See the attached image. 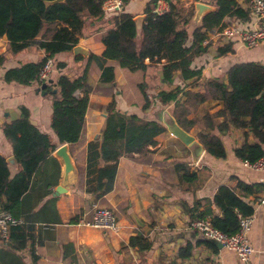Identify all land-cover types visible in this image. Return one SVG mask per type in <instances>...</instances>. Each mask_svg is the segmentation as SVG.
Listing matches in <instances>:
<instances>
[{
	"label": "crops",
	"instance_id": "obj_1",
	"mask_svg": "<svg viewBox=\"0 0 264 264\" xmlns=\"http://www.w3.org/2000/svg\"><path fill=\"white\" fill-rule=\"evenodd\" d=\"M148 1L129 0L122 9L134 16L141 14L144 17L143 11ZM161 1L168 8L167 0ZM177 1L182 8L191 5L194 8L195 1L216 7V0ZM238 1L243 6L248 5L247 0ZM116 13L104 11L100 18H85L76 44L85 48L86 53H74L73 50L54 53L50 57L52 66L48 77L43 81L46 82L44 93L39 89L42 83L39 80L23 84L3 78L7 68L42 58L44 49L30 44L18 52H12L7 38L0 37V54L5 56L0 65V154L8 161L11 174L16 173L19 166L14 161L12 144L3 132L4 123L17 118L20 107L25 106L30 121L48 135L56 148L63 144L50 125L52 99L54 95L59 96L56 84L58 76L64 74L76 78L87 67V84L90 87L82 135L78 142L67 143L77 169L76 175L71 178L73 184L65 192L52 195L62 175V167L52 150L33 172L22 202L19 201L13 210L15 217L22 220V228L28 236L25 245L16 250L12 247L14 242L0 237V264H264V169L250 166L235 155L234 148L246 138L240 128L231 126L223 133L219 132L227 148L226 157H215L203 149L197 160L192 159L187 146L166 129L157 134L154 143L148 144L143 151L119 158L110 192L95 198V193L86 191L87 145L90 141H101L108 115L107 106L112 100L115 101V108L126 114L134 113L142 119L157 120L158 110L152 109L153 103L142 109L143 97L138 84H143L149 99H154L156 104H159L156 99L159 91L179 85L182 90L178 98L170 102L177 107L174 118L198 119L207 111L216 112L224 103L222 92L207 81L219 79L227 82L228 70L236 62L254 60L264 64V41L255 47H248L239 39H225L216 28L210 32L205 43L208 51L193 59L192 65L202 69L199 77L183 81L176 72L171 82H165L161 79L160 62H150L146 58L144 71H131L115 60H107V64L114 68V80L103 82L99 65L89 60V55H101L104 48L101 36L113 26L111 17ZM253 20V15L247 21L227 16L224 25L250 26ZM185 26L190 29L191 20ZM44 31L45 27L37 39ZM229 43L233 51L218 55L217 48ZM49 88L56 91L52 92ZM75 93L82 95L81 90ZM201 129L203 127L200 125ZM189 133L196 137L192 128ZM248 139L250 142L255 140L252 134ZM100 164H104V161L100 160ZM178 165L183 167L181 173L193 172L195 178L182 180L176 170ZM237 179L262 185L259 190L244 195V199L254 206L249 231L253 254L247 262L241 261L234 251L224 247L216 246L213 249L197 245L202 238L190 227L192 218L182 206V203L191 206L195 200H199L201 210L214 197L220 185L236 187ZM242 193L239 192L240 195ZM100 204L112 208L117 230L79 224L81 219H90L91 210ZM212 207L214 213H220L217 206ZM135 217L150 227L148 235H145L144 228ZM137 233L147 237L151 243L150 249L138 251L128 246L129 238ZM187 243L193 246L191 255L179 258V248Z\"/></svg>",
	"mask_w": 264,
	"mask_h": 264
},
{
	"label": "trees",
	"instance_id": "obj_2",
	"mask_svg": "<svg viewBox=\"0 0 264 264\" xmlns=\"http://www.w3.org/2000/svg\"><path fill=\"white\" fill-rule=\"evenodd\" d=\"M123 6L129 0H122ZM103 0H0V37L6 35L9 48L18 52L30 44L44 49L45 55L37 61L26 62L17 67L7 68L3 78L28 84L39 80V72L46 59L60 51H70L78 42L86 17L100 18L104 11ZM157 0H149L144 7V17L140 27L136 26L134 15L120 10L112 15L113 26L101 36L104 45L101 55L90 54L100 67V79L103 82L114 80V68L107 60H115L128 70L144 71L150 62L161 63V79L171 82L175 73L183 81L199 77L201 67L192 65L193 59L208 51L203 41L221 25L227 16L242 21L250 20L252 9L243 6L238 0H216V7L202 16L201 22L190 29L194 13L193 5L185 8L177 5L178 1L167 0L168 9L156 12ZM248 3V0H247ZM181 21L183 25L178 26ZM45 27L44 34H40ZM231 43L219 46L218 55L232 52ZM5 59L0 54V65ZM216 86L223 94V107L214 113L205 112L198 119L177 118V123L190 132L193 124L199 122L203 129L195 132L197 140L205 151L215 157H226L227 148L220 133L231 126L240 128L245 135L244 142L234 148L239 158L255 162L264 157V64L248 60L232 64L228 70V81L219 79L207 81ZM59 96H53L50 125L61 143L74 144L79 141L85 123L88 106L87 67L83 74L70 78L64 74L56 80ZM138 88L143 97L142 109L157 102L149 99L142 83ZM81 90L82 95L76 94ZM182 88L178 85L170 90H161L156 99L160 105L168 104L178 98ZM105 127L101 141H90L86 154L85 189L100 198L113 189L118 160L122 155L143 151L148 144L154 143V137L166 130V127L154 119H142L134 113L126 114L115 108L112 100L108 106ZM222 117V120H219ZM217 130L218 132L214 131ZM3 132L12 144L14 161L19 168L11 174L8 161L0 154V210L10 212L17 203L22 202L28 190L33 172L54 150L55 145L48 135L40 131L29 119V111L20 107V114L10 122L4 123ZM220 132V133H219ZM252 134L255 140L250 142ZM100 160L104 164H100ZM182 166H177L179 177L193 180L195 173H181ZM262 187L260 183H247L237 179L236 187L222 184L218 187L208 204L199 209L200 201L195 200L191 206L182 203L192 219L210 218L213 225L225 234L236 233L242 216L252 215L254 206L244 199L247 193H253ZM239 192H243L242 195ZM212 205L220 209L214 213ZM23 226L17 224L10 229L9 239L13 249L19 250L25 245L27 235ZM16 242V243H15ZM197 245L216 249L211 240L201 239ZM130 248L138 251L150 249L151 243L142 233L133 235L128 240ZM192 244L179 248L177 256L188 258Z\"/></svg>",
	"mask_w": 264,
	"mask_h": 264
},
{
	"label": "built area",
	"instance_id": "obj_3",
	"mask_svg": "<svg viewBox=\"0 0 264 264\" xmlns=\"http://www.w3.org/2000/svg\"><path fill=\"white\" fill-rule=\"evenodd\" d=\"M248 5L252 9L254 20L250 26L240 27L238 25L220 26L219 34L227 40L239 39L248 47H255L264 41V0H248ZM103 11L116 13L122 10V0H103ZM168 8L163 5L161 0H157L154 7L156 12L166 11ZM205 39L203 43H207ZM52 66V59L49 57L43 64L39 79L45 81ZM246 164L258 169H264V157L255 162L245 161ZM90 219L79 221V224H85L91 227L117 230V220L112 209L106 207H94L90 212ZM21 219L13 216L10 212L0 210V237L7 241L10 236L12 226L20 224ZM253 223V216H242L240 226L236 233L232 235L225 234L224 231L214 226L210 218H197L190 221L192 227L202 239L215 241L223 245L224 248L234 251L241 261L247 262L253 254V247L249 239V231Z\"/></svg>",
	"mask_w": 264,
	"mask_h": 264
},
{
	"label": "water",
	"instance_id": "obj_4",
	"mask_svg": "<svg viewBox=\"0 0 264 264\" xmlns=\"http://www.w3.org/2000/svg\"><path fill=\"white\" fill-rule=\"evenodd\" d=\"M62 1V0H53V2ZM215 7L211 4L204 3L202 1H195L194 2V13L191 18V24L192 26H195L201 22L202 16L211 11L214 10ZM134 20L136 22V26L139 28L141 25V22L143 20V15H135ZM2 37H6V35H3ZM74 53H86V49L83 48L80 44H75L72 48ZM51 82V80H49ZM46 86V82H42L39 89L41 92H45L44 88ZM52 92H55L56 89L49 88ZM156 118L158 121L162 122L166 129L176 138H178L184 145L187 146L191 153V157L194 160H197L203 151V145L196 139V137L183 129L176 121L173 115H171L166 109H159L156 113ZM53 155L56 157L58 162L60 163L62 167V175L60 182L55 186L52 195H59L63 192H65L68 187H70L73 183L71 181V178L76 175L77 169L74 165L73 159L68 151V144L63 143L56 147L53 151ZM138 224H140L145 231V235H148L150 233V227H146L144 223L135 217ZM218 246L219 248H223V245L220 243H217L215 241H212Z\"/></svg>",
	"mask_w": 264,
	"mask_h": 264
},
{
	"label": "rangeland",
	"instance_id": "obj_5",
	"mask_svg": "<svg viewBox=\"0 0 264 264\" xmlns=\"http://www.w3.org/2000/svg\"><path fill=\"white\" fill-rule=\"evenodd\" d=\"M186 9V8H185ZM181 24V21L178 23V25H180ZM54 95V94H53ZM197 106V105H196ZM196 106H193L194 108H196ZM180 106H178V108H179ZM166 109L171 115H173V116H175V115H177V107L175 106V105H173V104H170V103H168V104H165V105H160V104H154L153 106H152V109L153 110H159V109ZM181 109V108H180ZM190 119H194V118H190ZM199 127H200V123L199 122H196L195 121V123L193 124V126H192V131L193 132H197L198 130H199ZM97 207H106V208H110V207H108V206H104V205H99V206H97ZM110 209H112V208H110ZM115 214V213H114ZM115 217H116V215H115Z\"/></svg>",
	"mask_w": 264,
	"mask_h": 264
}]
</instances>
